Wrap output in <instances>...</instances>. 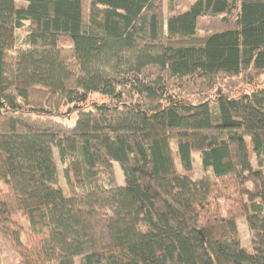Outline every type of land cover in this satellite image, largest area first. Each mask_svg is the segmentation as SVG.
Returning a JSON list of instances; mask_svg holds the SVG:
<instances>
[{
	"label": "trees",
	"instance_id": "trees-1",
	"mask_svg": "<svg viewBox=\"0 0 264 264\" xmlns=\"http://www.w3.org/2000/svg\"><path fill=\"white\" fill-rule=\"evenodd\" d=\"M16 1L0 237L18 264H264V0Z\"/></svg>",
	"mask_w": 264,
	"mask_h": 264
},
{
	"label": "rangeland",
	"instance_id": "rangeland-1",
	"mask_svg": "<svg viewBox=\"0 0 264 264\" xmlns=\"http://www.w3.org/2000/svg\"><path fill=\"white\" fill-rule=\"evenodd\" d=\"M193 0H187V3L192 2ZM17 5H25L26 2L24 1H20L17 0L16 1ZM19 38L21 39L24 35V32H20L19 33ZM257 82L259 84H264V71L258 76V80ZM98 99L99 97H94ZM66 109V107H63L61 109V111H64ZM59 120L65 122L66 124H71L73 121V115H70L68 117H63V116H59L58 117ZM172 147L174 149H176V143L173 142ZM57 165H58V174H59V178H60V185L63 187L64 184V180H63V165H61L59 163L58 160H56ZM253 165H255L254 159H252ZM115 174H116V178L118 183H122V173L121 170L119 169V166L115 163ZM202 174V169H201V165H200V158H199V154L195 153L193 156V176L194 177H198ZM0 187H3V184L0 182ZM64 191L66 192V189L64 188ZM221 202H223V200H221ZM21 222L23 223L24 229H27V221L25 217H21ZM236 227L238 230V236L240 239V243L242 246H244L247 250H251V234L250 231L248 229L247 223L245 218L240 217L237 222H236ZM26 236L24 235V238ZM0 260L2 262V264H18L19 262V257L16 254V252L14 251V249L12 248L10 242L5 241L3 239H1L0 237Z\"/></svg>",
	"mask_w": 264,
	"mask_h": 264
}]
</instances>
